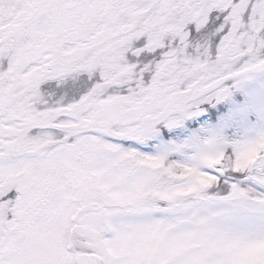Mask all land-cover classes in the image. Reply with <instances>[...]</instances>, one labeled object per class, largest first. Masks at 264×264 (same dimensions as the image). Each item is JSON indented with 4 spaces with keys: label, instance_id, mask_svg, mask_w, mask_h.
<instances>
[{
    "label": "snow or ice",
    "instance_id": "snow-or-ice-1",
    "mask_svg": "<svg viewBox=\"0 0 264 264\" xmlns=\"http://www.w3.org/2000/svg\"><path fill=\"white\" fill-rule=\"evenodd\" d=\"M0 264H264V0H0Z\"/></svg>",
    "mask_w": 264,
    "mask_h": 264
}]
</instances>
